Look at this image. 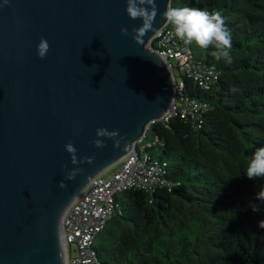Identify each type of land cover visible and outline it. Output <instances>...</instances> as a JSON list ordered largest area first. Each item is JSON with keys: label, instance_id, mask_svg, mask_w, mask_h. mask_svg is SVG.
<instances>
[{"label": "water", "instance_id": "water-1", "mask_svg": "<svg viewBox=\"0 0 264 264\" xmlns=\"http://www.w3.org/2000/svg\"><path fill=\"white\" fill-rule=\"evenodd\" d=\"M155 3L138 44L143 22L126 0H0V264H65L61 219L72 200L173 102L175 74L148 46L170 0Z\"/></svg>", "mask_w": 264, "mask_h": 264}, {"label": "trees", "instance_id": "trees-1", "mask_svg": "<svg viewBox=\"0 0 264 264\" xmlns=\"http://www.w3.org/2000/svg\"><path fill=\"white\" fill-rule=\"evenodd\" d=\"M181 7L221 13L231 59H215L213 45H186L216 77L203 89L174 68L180 95L211 107L200 122L149 123L143 140L160 143L145 152L164 184L119 192L92 248L99 264H264V177L246 175L264 147V0H170L169 8Z\"/></svg>", "mask_w": 264, "mask_h": 264}, {"label": "built area", "instance_id": "built-area-1", "mask_svg": "<svg viewBox=\"0 0 264 264\" xmlns=\"http://www.w3.org/2000/svg\"><path fill=\"white\" fill-rule=\"evenodd\" d=\"M148 46L159 50L166 57L173 72L175 68L179 74L191 77L203 89H208L216 77V74L197 65L186 44L175 39L168 22L152 36ZM174 87L176 93L173 102L157 120L166 122L178 116L200 122L211 105L196 98L181 96L183 80L176 75ZM143 139L144 135L113 165L110 176L105 177L100 173L91 179L65 211L61 219L65 264H99L92 244L97 233L118 210L116 195L119 192L132 188L153 191L164 184L160 166L156 161H150L145 152L146 146L160 143L158 137Z\"/></svg>", "mask_w": 264, "mask_h": 264}, {"label": "clouds", "instance_id": "clouds-1", "mask_svg": "<svg viewBox=\"0 0 264 264\" xmlns=\"http://www.w3.org/2000/svg\"><path fill=\"white\" fill-rule=\"evenodd\" d=\"M126 12L133 19L142 20V27L133 39L139 44L140 37L152 28V24L157 15L158 9L155 0H126ZM166 20L174 26L176 37L182 40L186 45L195 42L200 47H208L213 45L215 51L211 54L217 59H231L229 49L231 48V36L225 27V21L219 11H208L194 7L168 8L164 13ZM123 35H128L127 28H121ZM38 55L43 58L48 50L49 44L46 40L41 39L38 44ZM98 136L111 135L117 136V132L106 133L105 130H98ZM96 147H104L101 139H96L94 142ZM68 153L71 154L72 162H77L76 149L72 144L65 146ZM88 162L91 163V158ZM246 175L253 180L257 177H264V147L257 148L250 158ZM74 173L68 176L72 179ZM63 187V184L61 185ZM256 211V210H254ZM260 228L264 229V220L259 222Z\"/></svg>", "mask_w": 264, "mask_h": 264}, {"label": "rangeland", "instance_id": "rangeland-1", "mask_svg": "<svg viewBox=\"0 0 264 264\" xmlns=\"http://www.w3.org/2000/svg\"><path fill=\"white\" fill-rule=\"evenodd\" d=\"M175 75L178 77V73L176 71H175ZM113 170H114V166L109 167V168H107L106 170H104L102 172V175L105 176V177H108V176H110L112 174Z\"/></svg>", "mask_w": 264, "mask_h": 264}]
</instances>
